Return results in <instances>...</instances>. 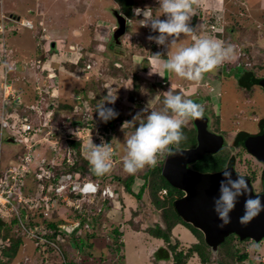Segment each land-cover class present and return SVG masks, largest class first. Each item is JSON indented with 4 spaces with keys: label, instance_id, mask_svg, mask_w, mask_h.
<instances>
[{
    "label": "rangeland",
    "instance_id": "374dc122",
    "mask_svg": "<svg viewBox=\"0 0 264 264\" xmlns=\"http://www.w3.org/2000/svg\"><path fill=\"white\" fill-rule=\"evenodd\" d=\"M35 1L38 0H0V29L4 32L3 35H5V43L7 47H10L13 52L19 53L18 56L23 59L27 58L29 54H34L35 47H38L37 55L45 53V58L47 60L51 59L59 62H73L71 56L61 59L63 56L60 55L62 54L61 52L65 46L60 48L57 44L56 47H50V42H57L54 38L56 36H52V40L50 41L47 40L44 34L40 31L41 27L36 25V17L33 13H31V10L35 5ZM41 1L47 2V0ZM52 1H50V6L48 4L46 5L49 8L54 7L56 11L60 12V14L56 17L45 12L46 15L39 17V19L42 21L47 20L49 24L48 27L57 23V25L63 26L62 28L64 31L77 24H79L77 25L78 27H83V33H85V36L87 35V43L86 45H83L84 49L82 47V53L79 51V47L77 48V43L74 50L78 51L79 54L81 53L80 58H88L91 57V54L88 52V48H90V50L92 49L94 52L92 55L94 57L92 58H94L95 61L90 60L89 62L91 64L93 62H97V65H92L90 69H87L84 72L78 71L80 67L84 65H80L78 62L74 63L76 65L71 64L70 66H73L66 67V69L64 67L59 68L60 66H58L57 77L55 78L56 81L53 82L51 88L49 87L50 93L47 94V90H42L43 88L41 85L38 89H35L37 90L38 98L39 94L42 97L48 98L47 102L52 104L51 108L47 106L48 104H46V101L40 100V98L35 102L32 98L25 96H21L22 99H18V110L22 111L23 109H26V113L29 112L33 117L30 119L32 124L36 122L38 123L40 120L48 121L49 119L48 117L45 118V114L41 115L37 111H32V107L34 108L38 104V107L42 108L43 113H47L48 111L51 112L50 115L53 116V119H49L47 123L48 128L43 130V134L50 131L51 134L55 135L59 125L62 123H64L69 130L75 126L74 123L77 121V118H71L73 114L72 112L69 113L65 110H55L57 104L61 101L74 104L73 107H75L77 102L74 99L80 97L83 101L82 106H84L80 108L83 110L87 109V111L90 109V113L92 115L95 113L96 116L97 113L93 111V105L95 103L96 106H98L104 101L105 106L111 108L113 104H108L105 98L99 95L100 91L102 92L103 90V92L107 93L109 97L116 96L114 104L117 105V109L115 112L123 118V121L121 122L114 118L110 119L107 122H104L105 125L109 124L108 122H111V133L117 134L120 131L118 130V127L121 128V130L126 127L127 131H129L127 133L119 132L118 137L115 139L118 153H125L126 139L134 130L124 124L127 121L133 120L134 116L130 111L132 106L136 107L135 109L140 113L145 112L144 116H146L148 111H160L163 109V99L168 90H172L186 96L197 91L201 85L199 82L197 87L195 82H190L177 77L173 73L162 70L158 66V58L150 55L151 48L158 51L162 55L161 58L167 59L180 47L190 45L195 39L211 36V38L224 41L226 45H233L236 49L235 58L231 62L225 63L223 65L224 68L221 67V71L224 69L226 72L240 62L241 66L244 68H249L248 70L251 69V71L259 75H264V0H248L246 2H241L240 0H225L226 5H224V9H222L223 12L220 8H218L216 12L212 11V13L209 10L208 13L203 15V18L198 16L201 12L199 14V10L196 8L195 17H197L196 22L193 25V28H195L194 35H182L175 41V43L170 44L169 47L157 45L154 40L148 39L149 36H156L157 33L151 31L148 27L141 26L143 23L142 15L140 16L141 20L128 21L126 23L125 33L119 37V43L114 44L113 39L111 38V32L113 30L112 26L114 25V13L116 11L121 13V9L113 0H81L79 2L77 0H68L71 5L68 8L66 7V4L64 5V3H61L59 0H55L54 3H52ZM234 1L238 2L236 3ZM76 2H78V7L77 9H73L72 5L75 6ZM135 4V9L139 8L144 10L145 16L150 14L156 16L160 13L159 0H135ZM85 6H87L88 13H84ZM65 7L66 9L62 10V8ZM246 7L248 8L246 9ZM251 7H253L254 10H252ZM221 8L223 7L221 6ZM249 8L251 10H249ZM218 11L222 12V15H220ZM10 14L15 15V19H13L14 17L12 16L13 18H10L9 20L8 18L10 17ZM17 17L20 20H25L26 18L30 19L33 22V28L30 29L21 26L16 19ZM164 18V16L160 17V19ZM192 18H194V16ZM106 23H108V25ZM204 26L206 28L207 26L209 27V29L206 30H209V33L211 34L204 33L203 35L202 30L204 29ZM210 26H213V28L211 29ZM48 32L49 31H47V33ZM216 33H219L220 35L216 36ZM88 35L91 37L89 38ZM76 39L78 38L73 37V40ZM73 40L70 39V41ZM17 49L27 52L20 53ZM239 53H241V55L240 58L237 59ZM1 61L2 60H0V65ZM85 62L87 63V61ZM109 63H114L118 68V72H116L115 76L109 73L110 70L108 71L107 66ZM45 64L47 65L48 63ZM14 69L15 70L11 71V77L16 75V73L20 74L18 66ZM71 69H73V71H70ZM82 70L85 69L82 67ZM216 71L205 74L203 79L215 87V91L211 90V85L208 87L203 85L201 86V88L206 89V95L210 97V102H206L205 106L206 112L209 115L211 129L218 128L225 133L228 139L232 138L237 129L240 130V127L245 130H255L257 122L253 121V117L260 118L264 115V95H259L255 92L252 99H248L245 96L243 97L242 91L240 92L239 90V92H237L238 90L235 82V76L230 77L232 72L228 73L226 78H224L217 74ZM135 73L138 77L137 82H139V89L136 90L137 94L135 95L136 99L134 104H130L131 101L128 97L132 93V76L135 75ZM8 77H10V73ZM26 84L29 87L32 86V82L29 80ZM12 85L16 86V83L13 81ZM196 87L197 89L195 90ZM239 93H241V99L239 98ZM53 107L54 112L52 111ZM67 116L70 120L66 119ZM93 117L95 120L94 115ZM101 123L102 121H99L98 126L96 123L89 126L87 129L89 134L85 135L84 139L78 140L85 145H87L91 138L94 141L102 138V142L104 140L107 142V138L105 137L106 135L100 130ZM189 126L190 123L186 127L190 128ZM63 130L67 131L64 127ZM58 136L59 135L56 134L55 138L60 144L66 142L67 138ZM107 137L110 138V134L108 132ZM42 138V134H38L34 135L31 139L32 142H37L34 145L36 152L34 154L38 156L45 153L46 150L49 149V144L51 143L49 141L42 142ZM227 138V144L224 148H229V159H233V163L235 164V168L238 172L246 174L256 173V175H258V170L261 168L262 164L256 163L253 157L248 156L249 154L246 150L240 146L237 147L233 142L231 143V140H227ZM28 144L30 145V142H28ZM108 145L112 148L111 144ZM112 150L113 149H111V151ZM19 152H22L19 145L14 142L9 143L5 140H1L0 166L5 169L8 168L9 165L12 166L17 164V161L20 158L17 156L19 155ZM119 165V175L125 182L129 181L128 183L133 193L137 194L139 192L138 188L141 184L140 179H142V177L139 176V173H141L145 168L130 176L131 174L124 171L122 162H120ZM263 170L264 165H262V172ZM116 171L118 170L116 169ZM128 177L129 179H127ZM110 183L113 185V188H115V195L111 200L112 204L105 209L103 208V211L99 213L100 215L97 217L98 224L90 221L95 224V229H93V226L85 228L87 231H95L98 234V238L93 240L94 246L92 250L89 251L87 248H83V246L80 245L83 253L78 256V254H75L72 249V251L69 252V249L67 252V254L69 253V260L73 258H75L76 261L84 259L85 264H172L171 258L168 260L153 259L154 252L158 246H164L167 249L168 246L161 239L155 238L145 231L146 227L151 226L153 221L158 219V213L153 210L152 205L148 202L146 193L144 192L143 194L141 204L137 202V198L134 195L125 191L124 185L121 181L114 180V182ZM33 184L34 182L30 180L26 191H28ZM256 185L257 183L254 186L259 189V186ZM91 201L89 202L92 208H87L86 210H95L98 206L102 205L101 199L97 196H92ZM53 206L56 207V202L53 203ZM74 206H76L75 203L73 206L68 208L58 206L55 208L56 211L52 209L53 207H51L49 211L57 213L54 215L55 218L61 219L62 223H65L63 219L72 221V219L75 218L74 214L76 210L73 209L75 208ZM132 210H138L139 213L134 216L132 214ZM0 216L5 222L11 219V217H7L8 215L4 212H0ZM37 218H39V216H37ZM132 223H137L140 230L135 231L132 227ZM114 227H117L121 232V235L116 242L121 244L122 247L119 252L113 249L110 253L106 244L115 245L113 240L109 237V233ZM19 228V235H21L22 239L21 244L18 246L16 255L7 264H63V259L60 260V257H63L62 255L64 252L61 254L58 250H49L47 249V246H39L36 244L35 240L29 238L23 233L20 226ZM172 238H175L179 242L178 249L183 250H187L192 241L195 240L190 237L187 230L182 226H177L173 229ZM172 241L173 240H171V242ZM7 244L9 243L0 241V249L7 246ZM57 245L60 246L59 244ZM240 246L241 249L247 250V259L245 262H237V264H257L258 261L256 260V257L258 254L256 249H253V245L249 242H244ZM259 251L261 255L258 257V264H264V243L260 245ZM217 253L218 251L212 253L214 256L213 258L216 257ZM121 256L123 259H121ZM103 257L104 261L101 260ZM215 259L217 260V257ZM0 260L2 262L0 264H5L3 263L5 258H2L1 254ZM186 264L201 263L197 255H192L187 259Z\"/></svg>",
    "mask_w": 264,
    "mask_h": 264
},
{
    "label": "clouds",
    "instance_id": "9594fccd",
    "mask_svg": "<svg viewBox=\"0 0 264 264\" xmlns=\"http://www.w3.org/2000/svg\"><path fill=\"white\" fill-rule=\"evenodd\" d=\"M198 5H199V0H159V9H160L159 15L153 16L150 14L148 16H145L144 10L139 8L135 9V14L138 16L139 15L143 16L142 19L143 23L141 24V26L148 27L151 29V31L157 33L156 36H149L148 39L154 40L157 45H163L165 47H169L170 44L175 43V41L178 40L182 35L190 36L194 34L195 28L191 26L190 21L191 18L196 15V7H198ZM161 16H164L165 18L160 19ZM9 18H13V17H9ZM13 19H15V17ZM17 20L19 21L20 19L18 18ZM155 55L156 57L160 58L158 59L157 63L162 70L173 73L177 77L188 80L190 82L199 83L204 79L205 74L216 71L219 68H221L225 63L231 62L236 56V49L231 44L226 45L224 41L211 37H201L195 39L188 46L180 47L173 55H171L167 59L161 58L162 55L160 53H156ZM85 65L86 64L83 65L84 69L85 70L89 69V68H85ZM92 65H95V63H93ZM235 67H243V66H241L240 64V65H236ZM14 68L15 66L13 65V68L11 69ZM11 69H8V73H7L8 75L10 73L9 70ZM3 75H4V68H3V74L1 76L0 88L3 82L2 79ZM8 75H7V79L9 81L10 87L12 88V90H15L13 88L11 81L8 78ZM15 92L17 94V99H15L13 103H10V105L6 107L7 112L12 111L10 108L11 106L12 108L18 107L16 103L18 102L19 93L17 90H15ZM1 95H2V90L0 89V97ZM74 100H76V102L78 101L77 105L75 104L76 106L84 107L82 106L83 101L82 99H80V97H77V99L75 98ZM105 100L107 101L108 104H114L116 100V96L109 97ZM163 105L164 107L160 111L151 110L148 111L146 116H144L142 119H139L138 121L136 119L138 116L137 115L136 117L133 118L132 121H127L124 123L128 127L134 129L126 139L125 142L126 154L124 155V157H121L119 155H118L119 157L113 156L114 152L113 150L111 151L113 147L111 146L112 148H110V146L106 141L97 145L93 142L91 138L86 145L88 156H85V154H81L85 159L89 161L91 171L97 176H103L109 174L112 171L113 164L120 162H122L123 164L124 171L131 175L136 174L138 171L143 170L146 167L155 168L159 162H161L160 166L162 168L166 157H168V155H170L173 150L181 148L179 147L180 144L186 139L184 134V128L192 120L203 118V112H204L203 106L201 104L194 102L190 97H186L172 90H168L166 92V95L163 99ZM48 107L51 108L52 104L50 103ZM88 110L90 111V109ZM52 111L54 112V107ZM94 111L97 113L98 116L97 117L95 113H93L95 116V121L96 122L102 121L103 124H105L104 122H107L108 120L113 119L118 115L112 108L106 107L104 101L100 103ZM66 119L69 120V117L67 116ZM102 123H101V127L104 126ZM108 133L110 134V136L113 135V133H111L110 131ZM105 135L107 140H109V138L107 137V132L105 133ZM9 139H11V141H9ZM1 140H5L9 143L13 142V139L7 137L6 133L0 134V141ZM69 140L71 139H66V142L63 144H60L58 142L56 149H53L50 143L49 149L46 150V152L40 156L34 154L36 153L34 149V153L32 154H34L35 158L31 163L32 167L29 172L27 184L34 177V172L39 171V168L45 167L51 171L52 170L51 167L53 165L55 167L61 164L64 159L65 161H67V157H68L67 154L68 152L71 151L68 145ZM74 141H79V140H74ZM42 142H46V141H42ZM36 143L37 142H35L34 144ZM19 146L22 149V152H20V154L22 155V153L24 152V147L21 145ZM172 146H175L176 148L172 150ZM20 154L19 157H21ZM71 156L73 157V155ZM248 156L252 157L251 155ZM41 158H44V162L42 164H40ZM53 173L54 172L51 171L52 175L49 177L50 179L60 178L61 176L66 174L64 173L59 177H54ZM67 173H72V174L79 173L80 175L79 180H82L81 182L93 183L97 180L99 181V187L96 191L87 190L88 186L86 187V190L83 192L84 196L79 201V210L75 211L74 214L75 218L72 219V221L62 218L65 221V223L61 224L60 227L62 228V230L66 231L67 234H71L73 231L82 233L81 228L83 227L85 231V228H88V226L89 227L92 226V223L90 221H86L81 226L77 220L78 218L76 214H82L83 212L85 213V211H88L91 212L93 216L96 217V215H98L103 211V208L105 209L112 204L111 200L114 198L115 188H113V185L110 182L104 180L101 177L88 178L85 175H81L79 171L67 172ZM221 176L222 179L219 181L220 195L214 199L213 210L218 214L219 219L222 221L219 227H224L225 225L230 223V219H231L230 213L235 210V206L238 202V198L240 196H246L249 192V188H248L247 180L245 179L244 176L238 175L236 179H233L232 172L227 167H225L224 170L221 172ZM104 186H107L109 188V190L112 193L111 196H107L106 198H104L101 195V191ZM31 192H32V186L27 191V193H31ZM165 194H166V189L162 188L159 191L158 195L160 197H163ZM92 196L99 197L101 199L102 205L98 206V208H96L95 210L93 209L86 210L87 208L88 209L92 208L89 202L92 200ZM58 200L60 201L57 202L56 207L58 206L59 207L64 206L65 208L69 207L65 205V199L60 198ZM86 206L87 208H85ZM56 207H53L52 209L55 210ZM261 211H264V203H262L260 197L248 196V198L245 200L244 203V214L240 218V223L241 224L249 223L252 219H254L257 215H259ZM50 212L51 211H48L47 216L38 214L37 216H39V218H37L36 222L37 223L40 222L41 218L46 219L51 217ZM37 226H39L42 229L43 232L42 236L46 238L49 242L53 243L54 246L49 243L46 244H49L51 248L58 250L61 254H63L62 250L64 249H62L61 246L62 244H65L67 241H66V235L64 238L60 237L61 236L60 234L63 233L61 232L60 227H59L60 231L57 232L58 236L54 237L57 239V241L54 242L51 239H49V237L54 233L52 229H44L43 225L39 223ZM182 227L186 229V227L184 226ZM33 240H35V242L38 241L37 239L34 238ZM260 243L261 244L264 243V238L260 241ZM57 244H59L60 246H58ZM42 246H46V245L44 244ZM160 247H164V246H158L157 249ZM253 247L256 249L259 248L258 245H254ZM71 251L72 250H69V252ZM155 252L153 259L165 260V259L156 258ZM168 252H169L168 259H170L171 253L169 250ZM260 255L261 253H259L256 257V260L258 262H259L258 257ZM63 261H65L64 258ZM76 262H80V261H76Z\"/></svg>",
    "mask_w": 264,
    "mask_h": 264
},
{
    "label": "trees",
    "instance_id": "16d2710c",
    "mask_svg": "<svg viewBox=\"0 0 264 264\" xmlns=\"http://www.w3.org/2000/svg\"><path fill=\"white\" fill-rule=\"evenodd\" d=\"M121 9V13L127 18V21H134V20H141L140 16L141 15H136L135 14V0H113ZM154 12V11H153ZM195 22V19L191 20V26L193 27ZM219 33H216V36H219ZM228 42V41H227ZM156 53H159L156 51L154 48L150 49V55L156 57ZM158 58V57H156ZM159 59V58H158ZM80 61V60H79ZM81 63V62H79ZM115 63V62H114ZM114 63H109L108 71L111 75L115 76L116 72H118V68L115 66ZM81 65V64H80ZM240 68L244 67H239L237 69L238 72H240ZM246 71L252 72L253 71L248 70L249 68H245ZM244 69V70H245ZM138 77L135 75L132 76V82H133V89H131V94L128 97L131 101V103L134 104L135 99H136V94L139 89V82ZM137 83V85H136ZM138 86V87H137ZM101 97L107 99L109 98V95L105 92L100 91L99 94ZM74 104H69L65 102H59L55 108L58 111H67L71 113L74 108ZM97 108L96 103L93 105V111ZM111 108L115 111L117 109V105L113 104ZM136 107H131L130 111L133 113V116L136 117L137 115V121L139 119H142L144 117V113L138 112ZM133 117V118H134ZM114 119L117 121L121 122L123 121L122 116L118 115ZM109 124L102 126L101 131L105 134V132H109L110 129H112V126H110L111 122H108ZM119 132L122 133H127V128L124 127L122 130L121 128L118 127ZM111 132V131H110ZM118 132V133H119ZM113 133V135L110 136L109 140H107L108 144H111L113 147V152L115 157L118 155L121 157H124L126 153L118 154L117 146L115 144V139L118 137L119 134ZM184 134L186 139L180 144L179 147H191L195 144V131L193 128H184ZM69 148L71 150V155H73L74 158H72V163H69L63 160V162L57 166L54 167V165L51 167V171L54 172V177H59L64 173L67 172H74V171H79L81 175H85L88 178H96V177H101L104 180H107L108 182H114L116 181H121L124 185V189L126 192L134 195L137 198V202L141 203L143 199V194L144 192L147 195V200L152 205L153 210L158 213V219L153 221V224L151 226H148L145 228V231L149 234L152 235L155 238L162 239L164 243L168 246L169 251L172 254V264H186V261L189 257L192 255L196 254L200 260L201 264H237L245 262L247 259V250L241 249L240 245L244 242H249L253 246L258 245L260 247L261 243L260 242H254L251 239H244L240 240L236 235H230L228 236L218 247L217 250L218 253L216 254L217 260L213 258V252L211 251L210 247L206 245L205 241L203 240V235L200 230L192 226L191 224L185 222L178 213L177 210V204L179 201V198L182 195V192L174 187H172L162 176L161 174V162L158 163V165L155 168L151 167H146L141 173H139V176L142 177L141 184L139 186V192L137 194H134L132 189L130 188L129 181L125 182L124 179L119 175L120 171V163H115L113 164L112 171L109 174L103 175V176H97L95 175L90 168L89 161L85 159L81 154V148H82V143L80 141H74V140H69L68 141ZM126 147V145H125ZM176 148L175 146H172V150ZM20 154V152H19ZM21 155V154H20ZM19 156V155H17ZM118 156V157H119ZM230 158V151L227 148H222L219 152L211 155H204L197 161L192 163V167L195 169H198L200 171L204 172H215L224 169L225 167H230L233 164V159ZM115 168V169H114ZM114 169V170H113ZM116 169L118 171H116ZM132 176V175H130ZM129 176V177H130ZM129 177L127 179H129ZM58 178H53L50 179V181H55ZM164 188L166 189V194L163 197H160L159 191ZM117 192V191H116ZM142 204V203H141ZM87 208V206L85 207ZM93 212V211H92ZM133 215H137L139 213L138 210L132 211ZM52 215L49 218H41L39 224L43 225L44 229H52L54 233L49 237L52 241H57L56 236H58V231L61 230L60 237L64 238L66 235V243L62 244L61 248L64 249L62 253L64 252L62 256L60 257V260L64 258L66 261V264H85L84 259L80 260V262H76L75 258L70 259L68 258L69 253L67 254L68 250L72 249L74 250L75 254H82L83 250L80 245L83 246V248H87L89 251L92 250L94 246V239L98 238V234L95 231H84V228H81L82 233H78L76 231H73L71 234H67L66 231L62 230L60 227L62 223L61 219L55 218V213L50 212ZM79 213V212H78ZM99 215V214H98ZM93 216L91 212L85 211L82 214H76L77 220L79 224L82 226L84 222L86 221H92L95 224H98V218L97 216ZM54 216V217H53ZM55 218V219H54ZM28 220L25 222V224L28 227H33L35 225H38L37 222H32L30 217L27 218ZM129 221V220H128ZM65 222V221H64ZM130 222V221H129ZM92 223L93 229H95V224ZM176 226H184L187 229V233L190 235V237L195 240L192 241L191 245L187 250L183 249H178V241L175 238H172V231ZM60 227V230H59ZM132 227L134 230H139L140 227L136 223H132ZM18 233H17V232ZM87 231V232H86ZM20 228L18 224V220L15 217H11L9 221L5 222L1 216H0V241L8 242L7 246L3 247L0 249V254L2 258H5L3 260V263L7 264L15 255L18 249V246L21 244V235L20 233ZM121 235V232L117 227H114L110 233L109 237L113 240L115 245L111 244H106L107 248L109 249V252L111 253L113 249H115L117 252L121 249L122 245L118 244L116 241ZM171 240H173L171 242ZM255 243V244H254ZM39 246H42L38 244ZM49 250H52L53 248L50 247L49 244H45ZM254 250L256 248H253ZM257 254L260 253L259 248L256 249ZM93 256V255H92ZM121 259L122 256H121ZM101 260L104 261V257L101 258ZM46 261V260H45ZM0 263L1 260H0Z\"/></svg>",
    "mask_w": 264,
    "mask_h": 264
},
{
    "label": "built area",
    "instance_id": "2783aa9c",
    "mask_svg": "<svg viewBox=\"0 0 264 264\" xmlns=\"http://www.w3.org/2000/svg\"><path fill=\"white\" fill-rule=\"evenodd\" d=\"M18 22L21 26L30 29L33 28L32 22L29 20H19ZM210 28L212 29L213 26H210ZM3 33V30L0 29L2 60L5 59V54L7 53L6 48L3 47ZM240 55L241 53H239L237 59L240 58ZM240 64L241 63L239 62L237 65ZM11 68H13V65L9 67L4 65V75L2 78L3 82L0 88L2 90V95L0 97V134L6 133L7 137L12 138L14 143L24 147V152L17 161V164L12 166L9 165V167L5 169L0 166V212L6 213L8 215L7 217H15L18 220V224L22 228L23 233L29 238L38 240L36 241V244L44 245L49 243L54 246L53 243L49 242L42 236L43 232L39 226L35 225L30 228L25 224L28 220L27 218L30 217L32 222H36L38 214L47 216L50 208L55 207L53 206V203L56 202L57 204V202L60 201L58 200L60 198L65 199V205L69 207L73 206L75 203L76 206H74L75 208L73 209L79 210V201L83 198V192L86 190V187L88 186L87 190L96 191L99 187V181L97 180L93 183L81 182L82 180H79V173H66L53 182L50 181L49 178L52 175L51 171L48 168L41 167L39 168V171L34 172V177L32 178V181L34 182L32 185V192L27 193V179L32 167L31 163L35 158L34 154H32L34 153L35 142H32L31 139L34 135L42 134L43 138L41 141L51 142L53 149H56L59 142L55 138L56 134L59 135L58 137L71 140L84 139V136L89 134L87 131L89 126H92L95 123L98 126V122H95L93 117L94 114L92 115L86 108V110H83L79 106L75 105L71 118H77V121L75 122V126H73V128L69 130V128L62 123L59 125L55 135L51 134L50 131L43 134V130L48 128L47 123L49 119L53 117L50 115V111L43 113L42 108H39L38 106L34 108L32 107V111H37L41 115L45 114V118H49L48 121L40 120L38 123L36 122L33 124L30 120L33 117L29 112L26 113V109L19 111V106L13 108L11 106L10 108L12 111L7 112L6 107L17 99V94L15 90H12L10 87L7 79L8 69ZM85 68H90V63H87ZM39 98L40 100L46 101V104H50L47 102L48 98L42 97L40 94ZM63 127L67 131L63 130ZM101 139L102 138L96 141L93 140V142L99 145L102 143ZM28 142H30V145ZM103 142H105V140ZM81 150L82 154L88 156L86 145L84 143H82ZM70 154L71 151L67 154V162L72 163L73 157ZM43 162L44 158H41L40 164ZM101 195L106 198L107 196H111L112 193L107 186H104L102 188ZM63 264H66V262L63 261Z\"/></svg>",
    "mask_w": 264,
    "mask_h": 264
},
{
    "label": "water",
    "instance_id": "95a60500",
    "mask_svg": "<svg viewBox=\"0 0 264 264\" xmlns=\"http://www.w3.org/2000/svg\"><path fill=\"white\" fill-rule=\"evenodd\" d=\"M115 21L116 28L112 32V37L116 43H119V37L125 33L126 18L116 11ZM216 73L220 74L221 68ZM193 123L196 130L195 145L173 150L166 157L161 168V174L165 180L172 187L183 192L177 204L181 218L202 232L206 245L213 252L230 234L236 235L240 240L251 239L254 242H260L264 238V211H261L247 224H241L240 218L244 214V203L248 196H259L264 203V170L258 192L255 191L251 181L245 178L249 188L248 194L238 198L235 210L230 213V223L219 227L222 221L213 210V202L220 195L219 181L222 179L221 172L224 169L215 172H201L192 169L190 164L204 155L219 152L226 146L227 141L221 133L211 130L209 118L204 113L203 118L194 119ZM239 145L264 165V122L260 125L258 133H242ZM227 168L232 172L233 179L240 175L233 167ZM155 257L168 259L169 252L164 247H160L156 250Z\"/></svg>",
    "mask_w": 264,
    "mask_h": 264
},
{
    "label": "crops",
    "instance_id": "0c3cea01",
    "mask_svg": "<svg viewBox=\"0 0 264 264\" xmlns=\"http://www.w3.org/2000/svg\"><path fill=\"white\" fill-rule=\"evenodd\" d=\"M50 1H52V0H47V2H43L41 0L35 1V5L33 6L31 13H33L34 16L36 17V20H37L36 25L41 27L40 31H41V33L44 34V36L47 40L50 41V40H52V36H56L54 38L57 40V42H50V47H56L57 44L59 45L60 48H62V46H65V48L61 52L62 54L60 55V56H63L61 59H64L67 56H71L73 62H71V61L59 62V61H53L51 59L47 60L45 58V53L37 55L38 47H35L34 54H29L28 57L25 59H23L22 57L20 58V56H18L19 53L13 52V50L10 47H7V45L5 43V35H3L4 36L3 37V45H4L3 47L6 48L7 53L5 54L6 57L3 60V62L1 61L0 79H1V76L3 74L4 65H8V63H9L8 66L14 65L15 68H16V66H18L20 74L16 73V75L11 77V71L15 70V69H11V70H9L10 71V77H8L9 80L11 81V83L13 81L16 83V86L13 85L14 86L13 88L15 90H17L19 93L18 99L21 98V96H25L28 98H32L34 102L38 101L39 98H38L37 90H35V89H38V87L40 85L43 88L42 90H44V91L47 90V94H49L50 93L49 89L51 88L53 82L56 81L55 78L57 77V67L58 66H60L59 68L64 67L66 69V67H69L71 64H74L77 62L78 63L81 62L80 64L82 65V64L90 63L89 62L90 60L95 61L94 58H92V57H94V56H92L94 54V52L92 49L90 50V48H88V52L91 54V57L80 58L81 53L83 52L82 47H83V45H86V43H87L86 42L87 35L85 36V33H83V31H84L83 27H78L77 25H79V24H77V25L71 26L70 28H67L64 31L62 28L63 26L57 25V23L55 25H51L48 27L49 24H48L47 20L42 21L41 19H39V17H41V16L43 17L44 15H46L45 12H47V14L50 13L51 15L56 16V17L58 14H60V12L56 11V9L54 7L49 8L46 5V4H48L50 6ZM54 1L55 0H53L52 3H54ZM59 1H61V3H64V5L66 4L67 8L69 6H71L69 4L68 0H59ZM77 1L79 2L81 0H77ZM240 1L246 2L248 0H240ZM78 2H76L75 6L72 5L73 9H77V7H78L77 3ZM234 2L237 3L238 1H234ZM199 3L200 4L196 8H197V10H199L198 11L199 14L201 12L202 15L201 14L198 15L201 18H203L204 17L203 15L205 13H208L209 10L211 11V13H212V11L216 12V10H218V8H220L222 10V9H224V5H226L225 0H199ZM221 6L223 8H221ZM66 7L62 8V10L66 9ZM247 8L248 7H246V9ZM251 8H252V10H254L253 7H251ZM249 10H251V9L249 8ZM222 12H223V10H222ZM222 12H219L220 15H222L221 14ZM84 13H88L87 6H85ZM4 15H6V14H4ZM232 15H234V14H232ZM9 16L15 17V15H13V14H10ZM196 17L194 16V18H191V20L195 19V22H196ZM25 20L31 21L28 18H26ZM108 23H110V22H108ZM108 23H106V24L108 25ZM77 27H78V29H77ZM206 29H209V27L207 26V28H206L204 26V29L202 30L203 35H204V33H209L208 32L209 30L207 31ZM89 30H90V28H89ZM47 31H49V32L47 33ZM209 34H211V33H209ZM88 36H89V38L91 37L90 35H88ZM73 37L78 38V39L73 40ZM70 39L73 41H70ZM92 40H93V37H92ZM76 43L78 44V46ZM75 45L77 46V48L79 47V49H80L79 51L81 52L80 54L78 51L74 50L76 48ZM83 49H84V47H83ZM17 50H19L20 53L21 52H27V51H22L20 49H17ZM76 54H79V55H76ZM0 56H1V38H0ZM1 58H2V56H1ZM1 58H0V60H1ZM77 60H80V61H77ZM85 61H87V63ZM45 63H48V64L46 65ZM95 64L97 65V62H95ZM74 65H76V64H74ZM72 66H70V67H72ZM90 66H92V64H90ZM82 67L84 69V66H82ZM82 67H80V69L78 71H81V72L86 71V70H82ZM70 71H73V69H71ZM28 80L32 82V86H30V87L26 84V82ZM28 103H31V102H28ZM77 103H78V101H77ZM36 106H38V104Z\"/></svg>",
    "mask_w": 264,
    "mask_h": 264
},
{
    "label": "flooded vegetation",
    "instance_id": "af4514ba",
    "mask_svg": "<svg viewBox=\"0 0 264 264\" xmlns=\"http://www.w3.org/2000/svg\"><path fill=\"white\" fill-rule=\"evenodd\" d=\"M114 11V10H113ZM121 14V13H120ZM109 15V14H108ZM115 15V13H114ZM123 15V14H122ZM8 17V16H7ZM125 17V16H124ZM126 18V17H125ZM10 19V18H8ZM127 18H126V23H127ZM113 27V30L114 28H116V24H115V16H114V25L112 26ZM112 30V32H113ZM112 32H111V35H112ZM113 39V43L116 44V41L113 37H111ZM118 44V43H117ZM144 67V66H143ZM223 67V66H222ZM224 68V67H223ZM239 67H231L229 70H227L226 72L224 71V69H222V74L220 76L226 78V76L228 75V73L232 72V75L230 77H233L235 76V82H236V86H237V92H240L242 91L243 92V97L245 96L246 98L248 99H252L253 97V94L256 92L257 94H262L264 95V75H259L257 73H252V72H248L246 71L245 68H240V72L237 71ZM245 69V70H244ZM214 72V71H213ZM201 85H200V88H198L197 91H195L194 93H190L188 95H186V97H190L194 102L198 103V104H201L203 106V109H204V114L208 116L209 118V115L207 114L206 112V102H210V97L208 95H206V89L205 88H201V86H209L211 85L210 83H208L206 80H202L201 82ZM198 83H196L195 85L197 86ZM152 85V84H151ZM198 87V86H197ZM197 87L195 88V90L197 89ZM181 89V88H179ZM182 90V89H181ZM211 90L215 91V87H213L211 85ZM194 94V95H193ZM241 93H239V98L241 99V96H240ZM130 104H133L130 102ZM151 104V103H150ZM148 104V105H150ZM253 121L254 122H257V126H256V129L251 131V129L249 130H245V129H242V127H240V130L237 129V131L234 133L233 137L228 139L225 135L224 132H222L221 130H219L218 128L217 129H212V131L214 132H217V133H222V135L224 136V138L227 140H231V143L233 142L237 147L240 146L239 145V138L240 136L242 135V133L244 132H250V133H258L259 132V129H260V125L263 124L264 122V115L260 118H257V117H253ZM209 126L211 127V124H210V120H209ZM190 128H193L194 131H195V135H196V130H195V126H194V123H193V120L190 122ZM189 128V129H190ZM224 133V134H223ZM195 145V144H194ZM193 145V146H194ZM182 148V147H181ZM227 149L229 150V148L227 147ZM244 149V148H243ZM245 150V149H244ZM254 161L256 163H259L261 164L260 162H258L257 160L254 159ZM233 168L235 169V171L237 173H239L241 176H244L245 178H248L252 184H256L259 186L260 183H261V173H262V165H261V168L258 170V175H256V173H252V174H246V173H240L238 172V170L235 168V164L233 163L232 164ZM230 166V167H232ZM190 167H192V163L190 164ZM195 169V168H193ZM198 170V169H197ZM200 171V170H199ZM254 187L255 191L258 192L259 189L257 187ZM256 185V186H257ZM260 188V186H259ZM232 235V234H230ZM229 235V236H230ZM234 235V234H233Z\"/></svg>",
    "mask_w": 264,
    "mask_h": 264
}]
</instances>
